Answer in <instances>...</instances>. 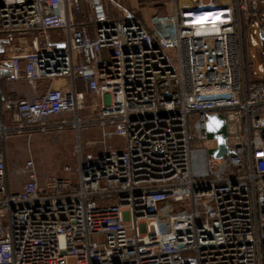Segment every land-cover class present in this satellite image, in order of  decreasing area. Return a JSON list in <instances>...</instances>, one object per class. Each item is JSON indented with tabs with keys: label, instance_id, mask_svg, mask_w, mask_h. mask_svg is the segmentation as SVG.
<instances>
[{
	"label": "built area",
	"instance_id": "built-area-1",
	"mask_svg": "<svg viewBox=\"0 0 264 264\" xmlns=\"http://www.w3.org/2000/svg\"><path fill=\"white\" fill-rule=\"evenodd\" d=\"M168 1L167 15L113 18L104 0H0V264H264V64L259 77L248 55L264 0ZM41 82L32 98L1 90ZM87 96L100 110L81 115ZM66 129L72 177L41 182L31 158L13 191L6 138ZM93 130L103 154L84 155Z\"/></svg>",
	"mask_w": 264,
	"mask_h": 264
},
{
	"label": "rangeland",
	"instance_id": "rangeland-1",
	"mask_svg": "<svg viewBox=\"0 0 264 264\" xmlns=\"http://www.w3.org/2000/svg\"><path fill=\"white\" fill-rule=\"evenodd\" d=\"M133 2V0H130ZM185 3H190V0H180ZM235 1V0H234ZM231 3V0H228ZM149 3L150 6H146ZM134 4V3H133ZM168 0H142V4L136 6V9H127L121 5V2L112 1L113 12L115 18H121L125 11L132 10L138 14H145L146 11L150 13L149 17L157 15H167L169 12ZM52 38L58 37L57 33H51ZM259 46H249V67L250 72H256L259 77L262 76L259 66L264 64V43L260 36H257ZM31 46V40H28L26 48ZM8 59L9 56L6 55ZM46 85V82H41L35 86H29L26 83H10L6 88L11 92L19 93L23 97H34L37 95L38 89ZM88 108L82 111L81 115L93 114L100 110V104L96 98L87 96ZM98 139V132L93 130L91 132L83 133V151L84 155L91 153L93 155L103 154V145H86L87 141ZM113 141H107L108 146H112ZM8 160H9V174L12 183L13 191H17L20 183L24 178L18 174L21 167L29 160L33 159L37 168V172L41 182H44L48 177L54 176L58 178H71L76 172L78 165V157H76L75 147L77 144L76 132L66 129L63 131H52L47 134L33 133L32 136L26 135H12L6 138ZM208 154L206 150H195L193 152V162L195 170H204L207 164ZM70 166L71 172H66L65 167ZM162 210V206H160ZM98 240V238H96ZM105 238L100 237L99 241L104 242Z\"/></svg>",
	"mask_w": 264,
	"mask_h": 264
},
{
	"label": "water",
	"instance_id": "water-1",
	"mask_svg": "<svg viewBox=\"0 0 264 264\" xmlns=\"http://www.w3.org/2000/svg\"><path fill=\"white\" fill-rule=\"evenodd\" d=\"M260 38L264 40V32H260ZM64 47V45H60ZM207 137L208 139H215L218 142V147L216 149H211L208 154L215 158L220 159L224 155L229 153V148L227 146L228 131H227V121L226 118L219 113L211 114L207 121Z\"/></svg>",
	"mask_w": 264,
	"mask_h": 264
},
{
	"label": "crops",
	"instance_id": "crops-1",
	"mask_svg": "<svg viewBox=\"0 0 264 264\" xmlns=\"http://www.w3.org/2000/svg\"><path fill=\"white\" fill-rule=\"evenodd\" d=\"M112 1L113 0H104V2L106 3L107 9H109L110 13L114 15ZM116 1L117 2L120 1L121 5L124 6L125 8L134 9V10L136 9V6H138L140 4V2L142 4V0H133V2H131L130 0H116ZM60 86L66 88V89L68 88L67 82L66 83L65 82H61ZM5 87H6V85H5ZM77 90L78 91H83L84 90L83 85L79 81H77ZM7 92H8V94H10L12 96H20L19 93H16L14 91L11 92V91H9V89H7ZM42 92H43V89L39 88L38 91H37V94L42 93Z\"/></svg>",
	"mask_w": 264,
	"mask_h": 264
},
{
	"label": "trees",
	"instance_id": "trees-1",
	"mask_svg": "<svg viewBox=\"0 0 264 264\" xmlns=\"http://www.w3.org/2000/svg\"><path fill=\"white\" fill-rule=\"evenodd\" d=\"M105 5H106V3H105ZM106 8H107V7H106ZM107 11H108V13L110 14L111 17L114 16L113 14L110 13L109 9H107ZM129 11H131V10H129ZM136 17L139 18V17H140V14L136 13ZM113 18H115V17H113ZM78 19H79V21H83V20H84V18H83L82 16H79ZM79 82L83 85V88H84L83 91H84V92H87V87H86L85 83H84L83 81H79ZM1 90H2V92H3V95H4V98H5V99L10 98V97H11V98H12V97H16V96H12V95L8 94L7 89H6L4 83H1Z\"/></svg>",
	"mask_w": 264,
	"mask_h": 264
}]
</instances>
